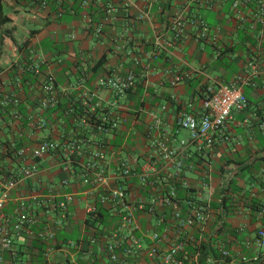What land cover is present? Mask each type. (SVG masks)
Listing matches in <instances>:
<instances>
[{
    "label": "crops",
    "instance_id": "1",
    "mask_svg": "<svg viewBox=\"0 0 264 264\" xmlns=\"http://www.w3.org/2000/svg\"><path fill=\"white\" fill-rule=\"evenodd\" d=\"M231 1H221L209 10L194 0H133L129 9L119 6L117 0H92L88 6H82L81 0H2L3 18L8 22L0 26V186L32 163L27 155L19 157V150L30 151L42 140L59 144L73 140L83 142L85 149L74 159L72 170L88 160L89 152L102 149V142L111 161L128 158L139 164L155 163L160 171L156 185L164 190L176 189L182 217L191 213L195 201L209 200L210 193L212 201L236 173H240L235 179L244 186L247 200L264 202V191L258 183L241 178L245 172H239L251 165H264V37L257 42L249 25L234 26L229 13ZM108 6L115 8L112 16H106ZM59 9L61 17H57ZM141 11H149L156 32L165 36H169L167 25L175 12L200 18L210 32H218L219 45L198 40L190 29L186 39L158 51L150 23L138 19ZM103 19L98 34L96 27ZM250 62L257 65L256 72ZM128 72L135 75V87L120 97L97 86L104 74ZM48 75L53 77L58 104L42 110V84ZM175 77L181 79L173 85ZM238 79L246 82L237 84L248 104L245 110L233 112L225 129L227 141L218 140L212 149L202 151L187 145L170 161L157 155L158 142L172 148L189 139L188 131L177 126V119L184 113L199 117L208 87ZM5 97L17 103L2 104ZM107 110L119 123L116 130L102 135L89 119L94 116L102 121ZM37 166L38 176L11 193L4 214L10 219L21 197L37 195L40 205L31 203L28 208L34 221L29 230L35 233L58 219L46 205L73 194L75 203L69 208L68 219L54 229L59 247L54 259L78 262V250L87 246L84 206L91 200L78 195L76 175L63 169L58 153L45 155ZM64 179L69 183L62 186ZM204 184L210 185L209 189ZM130 188L134 193L139 190L136 182ZM240 200L238 216L228 222L236 232L246 235L241 240L230 235L225 242L219 236L218 240L225 243L220 246L231 255L246 253L253 257L259 249L245 248V241H254L257 232L264 231V219L245 206L246 199ZM160 210L173 232V209L160 206ZM214 216L211 209L204 227L185 228L182 236L186 240L204 239L212 233ZM154 226V219L144 222V231ZM31 238L24 232L18 239L21 255L32 247ZM76 240L78 244H74ZM71 244L77 245L75 252L66 248L73 247ZM22 259L40 263L39 257L29 251ZM147 260L143 257L140 261L149 264ZM102 264L109 263L102 259ZM254 264H264V256Z\"/></svg>",
    "mask_w": 264,
    "mask_h": 264
},
{
    "label": "built area",
    "instance_id": "2",
    "mask_svg": "<svg viewBox=\"0 0 264 264\" xmlns=\"http://www.w3.org/2000/svg\"><path fill=\"white\" fill-rule=\"evenodd\" d=\"M117 1L119 6L124 9L133 7V0ZM194 1L200 7L212 10L224 0ZM90 2L91 0H81V5L88 6ZM114 11V7L108 6L105 10L106 16L107 14L112 16ZM229 13L234 26L249 25L254 38L260 42V39L264 37V0H232ZM61 15L62 10L59 9L57 17H61ZM138 19L150 23L154 33V45L158 51L169 49L176 41L186 39L190 29L194 30L198 40L208 42L213 46L219 45L218 32H210L202 19L186 16L180 11L175 12L169 20L167 25L169 36L156 32L151 23L149 11H141ZM105 20L103 19L102 23L97 25L96 32L98 34L103 29ZM249 66L254 72L258 70L257 65L253 62H250ZM38 70V67L34 68L35 72ZM180 79L181 77H175L172 84L175 85ZM135 82L133 72L123 75L113 73L102 75L97 81V86L109 91L115 97H120L133 90ZM238 82L246 83L238 79V81L229 84L208 87L202 99V111L199 117L184 113L177 119V126L188 131L189 139L179 141L177 146L172 148L163 142H158L156 144L157 155L165 161H170L187 145H195L199 151H202L212 149L218 140L227 141L228 136L225 129L233 112L245 110L248 104L242 87L237 84ZM42 91L45 96L40 102L39 108L42 110L55 108L58 104V97L52 76L45 77ZM7 103H17V101L5 97L2 104L6 105ZM89 120L92 121L96 130L102 132V135L116 130L119 123L110 110L102 115V121L93 117ZM85 122L82 121V123ZM84 149V143L80 141L72 140L65 144H59L53 140H42L30 151L19 150L17 152L19 157L27 155L32 163L20 168L14 176L5 180L0 186V264H32L29 259H22L26 251L38 257L41 255L39 259H42L44 264H54L55 262L54 254L59 252V248H56L54 229L62 227L63 221L68 219L69 208L75 203L73 194H65L62 199L50 201L46 205L47 210L58 219L54 220L52 226L45 224L35 233L29 230L34 221L28 215V208L31 203L40 205L37 195L21 197L10 219L4 214L11 193L38 176L37 162L50 153H58L63 169L76 175L78 195L91 200L84 206V212L87 216L97 213L99 207L103 211L106 210L111 217L116 218V221L110 222V232L104 234L106 241L102 240L104 238L102 236H91L90 244H87L85 249L78 250L80 256L75 264H102V259L107 260L109 264H142L140 260L143 257L148 259L149 264H199L198 254L188 255L186 251L187 240L182 236L185 234L182 233V230L195 225L200 227L206 225L213 194H209L206 206H193L191 213L187 217H182L176 189L164 190L156 185L160 171L155 163L145 161L143 164H139L137 160L128 158L111 161L102 142V149L97 148L89 152L88 160L77 170H72L74 159L81 155ZM207 177L210 182V173H207ZM262 180H264V176H262ZM134 182L139 187L137 193L132 192L135 190L130 188ZM68 183V180L64 179L61 185L65 186ZM209 186L204 184L205 188L209 189ZM160 206L173 209L174 233L166 226L165 213L161 212ZM260 209L259 214H264V202H262ZM153 219L155 220L153 229L144 231V222L150 223ZM24 232L43 242V250L31 247L29 250L23 251L24 254L21 255L22 252L17 241ZM135 234L147 238L149 245L146 247L141 245L142 241L135 238ZM102 245H104V250ZM73 247L78 249V247ZM251 247H255L259 251L250 259L245 254L233 256L230 251L223 249L221 251L222 257L229 258V261H221V263L246 264L249 261H257L260 251H264V231H260L254 241H245V248ZM125 257L131 261H125ZM70 260L72 261V259ZM207 263L217 264L212 259H208Z\"/></svg>",
    "mask_w": 264,
    "mask_h": 264
},
{
    "label": "trees",
    "instance_id": "3",
    "mask_svg": "<svg viewBox=\"0 0 264 264\" xmlns=\"http://www.w3.org/2000/svg\"><path fill=\"white\" fill-rule=\"evenodd\" d=\"M7 22L8 21L5 18H3L2 0H0V26L6 25ZM63 112L64 110L61 112V114ZM93 118L95 117L93 116ZM239 172H245V174L242 175L243 177L241 178L249 177L252 180H255L258 183V186L261 189V191H264V180H262V176H264V165H261L259 168H256L253 165H251L250 167H244L240 169ZM239 174L240 173H236L233 176V178L227 180L226 184L217 193L218 195L216 197L214 195V199H212V201L210 202L209 208L210 210L212 209L213 212L215 213L214 220L212 222L213 226L211 228L212 233L209 232L210 235L205 236V238L201 239L200 241L187 240L186 251L188 252L189 256L198 254L199 264H209L207 263L208 259H212L213 261H216L217 264L221 263V261L228 262L229 258H223L221 253V251L226 248L221 247L220 244H225L224 239H227V236L229 235L238 240H241L246 235L245 233L236 232L234 229H232L231 225H229L228 222L230 219L237 217L240 212V206H241L240 197L247 200L244 193L245 192L244 186L240 185L235 179ZM195 202H196L195 206L207 205L206 201L204 203H200L197 201ZM243 202H245V206L248 207L252 212H256L258 214L260 213L261 210L260 208L262 204L261 202L253 199ZM261 218L264 219V214H261ZM111 221L112 222L116 221V218L111 217L106 210L103 211L99 207L97 208V213L93 215H88L85 219V224L88 226V232L86 233L85 236L87 244H90L89 239L91 236H102L103 238L105 236L104 234L110 232L109 229H110ZM134 236L135 238L142 241L143 243L142 245L144 247L149 245V240L147 238L145 237L142 238L141 236L136 234ZM218 236L222 237L221 240H224V242L218 240ZM257 237H258V232L254 240ZM102 240L106 241V237H104ZM30 241H31L30 245L32 247L38 248L41 251L43 250L42 249L43 242L39 241L37 238L34 237L31 238ZM78 243H79L78 240L74 241V244H78ZM74 246L76 247L77 245ZM227 246H229V243H227ZM56 248L58 249L59 247L56 246ZM66 248L70 252H75L76 250L74 247H69V245H66ZM102 249L104 250V245H102ZM262 256H264V253L260 252L257 261H249V263L246 264H254L256 262L259 263L261 262ZM40 257L41 255H39V258ZM248 258L250 259L251 257ZM124 260L131 261L128 257H125ZM39 264H44L42 259H40ZM54 264H75V263L72 262L70 259L65 258L61 262H54Z\"/></svg>",
    "mask_w": 264,
    "mask_h": 264
}]
</instances>
